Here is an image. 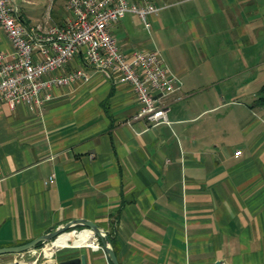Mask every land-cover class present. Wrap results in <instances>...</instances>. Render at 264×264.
Masks as SVG:
<instances>
[{
  "label": "crops",
  "instance_id": "crops-1",
  "mask_svg": "<svg viewBox=\"0 0 264 264\" xmlns=\"http://www.w3.org/2000/svg\"><path fill=\"white\" fill-rule=\"evenodd\" d=\"M67 1L13 0L28 25L63 24ZM170 3L150 41L134 12L112 28L125 53L158 48L179 74L169 122L130 124L133 88L92 69L42 109L0 103V248L83 219L110 235L121 264H264V0ZM12 50L0 30V51ZM94 243L0 262L111 264Z\"/></svg>",
  "mask_w": 264,
  "mask_h": 264
},
{
  "label": "built area",
  "instance_id": "built-area-1",
  "mask_svg": "<svg viewBox=\"0 0 264 264\" xmlns=\"http://www.w3.org/2000/svg\"><path fill=\"white\" fill-rule=\"evenodd\" d=\"M167 7L154 0H68L63 24L28 25L13 0H0V30L13 46L10 58L0 51V103L11 110L19 104L42 109L53 99L55 88L89 83L93 75L87 69H92L133 88L140 110L130 124L169 122L171 105L183 98L179 74L158 48L125 53L112 32L133 12L151 32V19ZM79 56L84 66L68 69ZM53 179L54 175L49 180Z\"/></svg>",
  "mask_w": 264,
  "mask_h": 264
},
{
  "label": "water",
  "instance_id": "water-1",
  "mask_svg": "<svg viewBox=\"0 0 264 264\" xmlns=\"http://www.w3.org/2000/svg\"><path fill=\"white\" fill-rule=\"evenodd\" d=\"M77 226H83L86 229L92 230L94 233V237L97 239L99 244L104 248L112 264H121L118 259V256L116 255L115 248L112 243L113 241L110 235L106 231L102 230V228L96 223H93L90 220L87 221L83 219H79V220L76 219L74 221L68 222L62 225L61 227H59L58 229H56L55 231H51L50 233L40 236L34 239L33 241L26 243L24 245L0 248V255H4V254L13 255L17 253L19 254V253L28 252L34 249H38L39 244H43V246L41 247H45V245H48V244L51 245L59 236L71 232L72 229L75 227L77 228ZM0 264H27V263H23L21 261L16 260V261L9 262V263L0 262ZM34 264L36 263L34 262ZM59 264H81V258L74 257V258L62 261Z\"/></svg>",
  "mask_w": 264,
  "mask_h": 264
},
{
  "label": "bare ground",
  "instance_id": "bare-ground-1",
  "mask_svg": "<svg viewBox=\"0 0 264 264\" xmlns=\"http://www.w3.org/2000/svg\"><path fill=\"white\" fill-rule=\"evenodd\" d=\"M84 230H86L85 232H82V231H84ZM79 232V233H78ZM82 232V233H81ZM71 236H74V237H76L77 238V240H78V243L77 244H75L74 243V240H73V242H72V244H70V245H73V246H77V245H91V246H93V247H96L95 246V237H94V233H93V231L92 230H89V229H83V230H78V231H74V232H72L71 234H68V233H66V234H63V235H61V236H59L51 245H49V246H51V247H48L47 248V255L49 256V257H52V254L54 253V250L55 249H57V248H62V247H64V245H66L65 244V240H66V238L68 237V238H71ZM31 264H34V263H31Z\"/></svg>",
  "mask_w": 264,
  "mask_h": 264
},
{
  "label": "rangeland",
  "instance_id": "rangeland-1",
  "mask_svg": "<svg viewBox=\"0 0 264 264\" xmlns=\"http://www.w3.org/2000/svg\"><path fill=\"white\" fill-rule=\"evenodd\" d=\"M170 2H173V0H168V2H167L165 5H168L169 7L166 8V9H164V10H162V11H160V14H163L164 12L170 11V10H172V8H173V9L177 8V6H174V5L171 4ZM60 4L62 5L63 2H60ZM163 5H164V4H163ZM61 12H63L65 15H66V14L68 15V12L66 11L65 6H64V7L62 6ZM160 14H159V15H160ZM152 21H153V20H152ZM155 28H156V25L154 24V21H153V28H152V32H151L153 35H151V33H149L150 31H148V30H146V29L143 28V30H141V37H142L143 39H146L147 41L152 40V38H155V36H156V34L154 33V32H156V31H155ZM83 229H86V228L83 227V226H77V228H76V227L73 228L72 231L69 232L68 234H71V233L74 232V231L83 230ZM71 238H72V239H70V238H68V237L66 238V240H65V244H66V245H64L65 247L69 244V242L72 244L74 237L71 236ZM69 239H70V240H69ZM74 243L77 244V243H78V240H74ZM48 247H50V246L48 245ZM48 247H45V248H44V251L46 252V255H47V248H48ZM44 261H46L45 258H43V260L41 261V264H42V262H44Z\"/></svg>",
  "mask_w": 264,
  "mask_h": 264
},
{
  "label": "trees",
  "instance_id": "trees-1",
  "mask_svg": "<svg viewBox=\"0 0 264 264\" xmlns=\"http://www.w3.org/2000/svg\"><path fill=\"white\" fill-rule=\"evenodd\" d=\"M80 58H81V56H79V57H77L76 58V61H74L76 64L78 63L77 61H79L80 60ZM75 66H74V64H70L69 66H68V69H72V68H74ZM74 237V236H73ZM73 240H77V238L76 237H74V239ZM39 247H41V246H43V244H39L38 245ZM112 264V263H111Z\"/></svg>",
  "mask_w": 264,
  "mask_h": 264
}]
</instances>
